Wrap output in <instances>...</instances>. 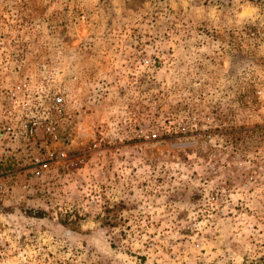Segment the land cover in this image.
Segmentation results:
<instances>
[{"label": "rangeland", "instance_id": "rangeland-1", "mask_svg": "<svg viewBox=\"0 0 264 264\" xmlns=\"http://www.w3.org/2000/svg\"><path fill=\"white\" fill-rule=\"evenodd\" d=\"M0 153V264H264V0H0Z\"/></svg>", "mask_w": 264, "mask_h": 264}, {"label": "built area", "instance_id": "built-area-1", "mask_svg": "<svg viewBox=\"0 0 264 264\" xmlns=\"http://www.w3.org/2000/svg\"><path fill=\"white\" fill-rule=\"evenodd\" d=\"M15 93L11 92L12 98L14 97ZM52 102L56 106H61L62 105V97L59 95H55L52 97ZM24 128L26 129V133L29 137H32L33 135H36L37 131H40L41 134L46 135L50 141L55 140L56 136L53 134V122L52 119L47 116L43 119H37L34 117L29 116L25 123H24ZM1 154L0 153V161H1ZM49 154V158H50ZM58 156L61 158H64V153L60 152L58 153ZM31 163L33 166V174L35 176H38L41 171L46 168L47 163L42 160L38 156H33L31 159ZM3 188V183H0V191H2ZM3 247V242L0 238V250Z\"/></svg>", "mask_w": 264, "mask_h": 264}]
</instances>
